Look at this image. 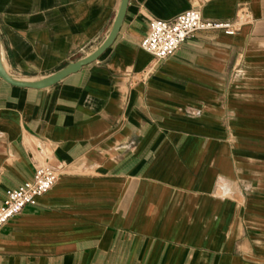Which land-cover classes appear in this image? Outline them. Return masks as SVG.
Returning <instances> with one entry per match:
<instances>
[{
  "label": "crops",
  "instance_id": "crops-1",
  "mask_svg": "<svg viewBox=\"0 0 264 264\" xmlns=\"http://www.w3.org/2000/svg\"><path fill=\"white\" fill-rule=\"evenodd\" d=\"M122 0H0V58L39 81L94 53ZM197 8L169 59L153 19ZM46 166L51 191L0 231V264H264V0H129L95 62L46 89L0 77V204Z\"/></svg>",
  "mask_w": 264,
  "mask_h": 264
},
{
  "label": "built area",
  "instance_id": "built-area-1",
  "mask_svg": "<svg viewBox=\"0 0 264 264\" xmlns=\"http://www.w3.org/2000/svg\"><path fill=\"white\" fill-rule=\"evenodd\" d=\"M199 31H223L231 35L236 29L230 23L206 21L199 9L192 8L171 20H151L149 32L142 40L141 48L157 62H163L172 57ZM58 178L57 172L42 166L31 179L10 190L0 204V231L26 207L36 205L38 198L53 189Z\"/></svg>",
  "mask_w": 264,
  "mask_h": 264
},
{
  "label": "water",
  "instance_id": "water-1",
  "mask_svg": "<svg viewBox=\"0 0 264 264\" xmlns=\"http://www.w3.org/2000/svg\"><path fill=\"white\" fill-rule=\"evenodd\" d=\"M129 0H122L121 6L118 12V15L116 17L115 23L113 25V28L105 40V42L90 56L83 58L79 61L73 62L69 65H67L65 68L61 69L57 73L46 77L44 79H41L39 81H21L18 80L12 76H10L3 68L0 58V77L5 80L7 83H9L12 86L20 87V88H31V89H46L52 86H55L56 84L60 83L70 75L77 73L80 71L83 67L95 62L99 59V57L112 46L114 43L124 20L126 9L128 5Z\"/></svg>",
  "mask_w": 264,
  "mask_h": 264
}]
</instances>
